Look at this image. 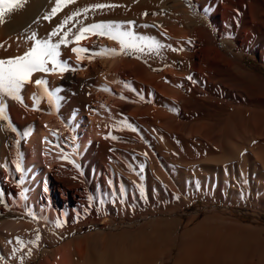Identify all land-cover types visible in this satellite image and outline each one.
Segmentation results:
<instances>
[{
	"label": "bare ground",
	"instance_id": "obj_1",
	"mask_svg": "<svg viewBox=\"0 0 264 264\" xmlns=\"http://www.w3.org/2000/svg\"><path fill=\"white\" fill-rule=\"evenodd\" d=\"M178 1L76 0L52 16L55 0H27L23 8L7 14L0 22V59L23 55L33 44L29 39L33 33L37 39H45L73 12L95 4L115 7L89 11L86 19L81 15L70 22L64 31L71 29L75 32L80 25L93 23H119L125 29L130 26L138 35L150 36L163 45L158 54L93 56L91 53L105 48L115 49L119 53L120 46L107 37L88 35L80 41L79 47L88 49L89 53H81L83 58L79 61L71 50L77 46L75 43L61 46L59 59L66 62L70 70L62 74L58 69L56 73H34L32 83L26 84L21 91L22 102L0 97L8 117L7 120H0V193L3 194L0 199V264L128 263L131 255L128 248L132 246H126V242H121V239L119 243L112 240L114 236H106L105 230L114 224V220L107 217L108 211L110 208L115 209V214L123 218L129 216L131 208L134 210L135 206L129 205L128 193L135 192L140 176L136 178V167L133 166V172L132 165L152 145V139L161 138L158 135L160 127L156 124H162L171 118L170 114H176V97L172 93L177 96V90L183 85L191 89L194 82L191 60L194 31L205 30V22L190 14ZM170 2L173 4L169 5ZM164 9L170 12V16L148 17V14ZM180 12L181 24L176 18ZM45 16L50 18L45 19ZM58 39L59 36L53 37V42ZM179 62L183 63L185 73L180 74L175 70ZM37 79L46 80L47 89L61 98L58 105L49 104L34 83ZM126 84L130 87H125ZM34 96L37 101H34ZM127 125H131V128ZM153 156L155 158L156 154ZM142 159L147 164L144 156ZM142 159L135 164L143 166ZM17 162L22 169L20 172L16 171ZM161 164L155 168L160 169ZM152 165H149L150 169H153ZM144 167H141L142 173ZM171 169L170 173L175 172ZM149 171L146 175L152 174ZM162 172H156L157 180L152 178L155 179L153 181L172 182L175 173L173 176L169 174L171 179ZM144 181L145 187L148 180ZM105 196H109V199L106 197L107 201H103ZM130 218L135 221L141 219L137 214ZM57 222H60V227L56 226ZM174 225L168 248L165 246L162 249L160 243V254H166L160 256L162 259L159 264L172 260L178 264L233 262L231 257L238 248L222 243L218 237L221 231L213 235V232L203 230V235L184 242L180 233L181 223ZM151 226L145 229H151ZM90 227H94V230L83 234ZM170 228L167 226L165 231L169 233ZM153 230L154 226L151 229L154 233ZM135 234L134 238L145 237L139 232ZM162 237H165L164 241L169 239L165 234ZM17 240L23 242V247ZM146 240L149 239H144L142 247ZM136 241L139 242V239L136 238ZM136 246V251L142 249ZM134 248L132 251L135 253ZM240 250L239 253L244 251ZM141 252L147 255L150 250ZM142 253L140 256L143 257ZM250 253L246 260L252 258ZM135 254H140V251ZM243 254L246 256L245 252ZM241 261L243 263V259ZM152 262L155 264V261Z\"/></svg>",
	"mask_w": 264,
	"mask_h": 264
},
{
	"label": "rangeland",
	"instance_id": "obj_2",
	"mask_svg": "<svg viewBox=\"0 0 264 264\" xmlns=\"http://www.w3.org/2000/svg\"><path fill=\"white\" fill-rule=\"evenodd\" d=\"M178 2L190 14L205 22L203 27L205 30H195L193 36L191 60L194 67L192 72L194 82L192 81L190 90L183 85L177 90V96L172 93L176 99L170 98L176 101L177 115L170 114L171 118L163 122V125L156 124L160 127L158 135L161 140L152 139L150 142L152 145L143 150L144 154H139L142 157H138L139 161L144 156L148 164L142 159L145 166L143 173L141 171L143 166L139 163L135 164L137 160L132 165L133 172L136 167L137 172H134L136 178L141 177L138 178L141 184L136 183V186L140 184L137 186L139 188L135 186L138 191L134 188L135 192L128 193L129 205L135 206L134 210L129 207L131 208L129 216L120 218L115 214V209L110 208L107 217L114 220V224L107 228L105 233L108 238L114 236L112 240L119 243L121 239V242H126V246L129 244V247L133 248L134 246L138 248L136 245L141 246L145 242L144 239H149V242L146 240L145 245L141 246V250L147 252L152 250L151 253L156 256L154 257L150 252L146 255L138 249L140 254H135L137 251L134 248V253L131 247L132 249L128 248L131 252L128 257V263L131 260L130 264L133 262L154 264L152 261L159 264L162 259L160 256L166 254H160L161 248L164 249L165 246L168 248L172 236L170 232L174 231V224L178 222L181 223L180 233L184 242L203 235L201 232L203 230H209L213 235L221 231L218 237L222 243L226 242L225 245L238 248L235 250L236 255L233 254L231 257L233 262L228 264H237V261L241 262L239 264L246 262L264 264V253H262L264 252V166L262 165L264 161V0H179ZM155 16H170V12L164 9L148 14V17ZM181 17V12L176 15L180 24ZM194 28L191 27L192 30ZM175 70L180 74L185 73L183 63L179 62ZM179 99L182 102H179ZM179 103L181 105H178ZM184 104L188 106L185 108ZM161 132H165L163 136ZM164 137L167 139L164 140ZM160 147L162 149L157 150ZM155 151L159 152V155ZM170 153L178 159L169 156ZM154 154L157 159L153 158ZM221 155L223 156L220 157ZM152 163L153 169H150L149 165ZM160 164L165 167L160 166L159 169ZM167 164L175 172L170 173ZM156 165H158L157 169ZM167 167L168 170L165 169ZM155 169L156 171L153 172ZM148 171L149 174H154V177L146 175ZM156 172L168 174V178L173 173L176 175L171 176L172 182L167 180L155 182L153 180L156 179ZM143 177L148 180L145 187ZM141 188H144L143 192L140 191ZM106 197L109 199V196H105L103 201H107ZM136 214L141 219L131 220L130 216ZM189 220L192 222L190 223ZM187 222H189L186 226L188 228L184 227ZM159 225L162 228L158 227ZM166 225L172 227L169 233L165 231ZM148 226L149 228L154 226L155 232L151 231L152 228L146 230ZM93 230L94 227H90L83 234ZM137 232L141 235L145 234L144 239L136 236L139 242L134 238ZM162 234L169 239L164 241L165 237H162ZM132 241L137 244L131 245L134 243ZM147 243L151 244L146 247ZM152 243L155 249L151 248ZM160 243L161 246L163 245L161 248ZM241 248L244 251L239 253ZM247 252H252L250 260H246L249 254ZM141 253L143 257L140 256ZM170 263L178 264L175 260L166 264Z\"/></svg>",
	"mask_w": 264,
	"mask_h": 264
},
{
	"label": "snow or ice",
	"instance_id": "obj_3",
	"mask_svg": "<svg viewBox=\"0 0 264 264\" xmlns=\"http://www.w3.org/2000/svg\"><path fill=\"white\" fill-rule=\"evenodd\" d=\"M27 0H0V22H3L5 16L14 10H19L24 7ZM76 0H55V7L51 10V15L55 16L58 11L62 10L69 4L75 3ZM115 5L95 4L90 7L78 9L65 20L58 25L47 38L37 39L36 34L33 33L29 39L33 41L32 46L24 52L23 55L16 56L14 58L0 59V97H8L22 102L21 91L26 84L32 83V76L34 73H56L57 69L62 74L65 71L70 70L66 62L61 61L60 48L61 46H67L70 43H75L77 46L72 48V52L76 54L77 60H81L83 57L81 53H89L88 49L79 47V43L82 39L87 38L88 35H96L100 37H107L116 41L120 46V52L117 53L115 49H102L100 52L91 53L93 56L110 54H138L147 55L151 53H159L163 47L157 40L150 36L138 35L131 30L129 26L127 29L119 23H93L90 25H80L79 28L73 32L71 29L64 31L65 27L74 19L80 17L87 18L89 11H96L97 9L112 8ZM45 19H49V16H45ZM59 36L56 42H53V37ZM71 37V39H70ZM49 65L52 67L49 68ZM35 85L41 90L43 96H45L50 105L55 106L60 103L61 98L50 92L47 87V81L44 79L35 80ZM125 87H130L125 85ZM34 101H37V97H33ZM5 106L0 101V120H7ZM131 128V125H127ZM135 131V129H132ZM16 171H22L19 162L16 164ZM141 192L143 189L141 188ZM23 195V194H21ZM3 198V194L0 193V199ZM57 227H60V222H57ZM39 239V237H37ZM17 242L23 247V242L17 240Z\"/></svg>",
	"mask_w": 264,
	"mask_h": 264
}]
</instances>
